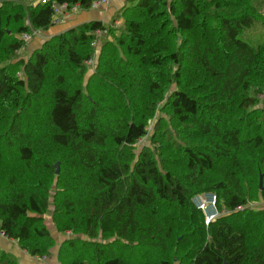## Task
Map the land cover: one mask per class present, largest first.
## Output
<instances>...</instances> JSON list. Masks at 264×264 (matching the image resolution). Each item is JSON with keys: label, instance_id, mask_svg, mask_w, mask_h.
Returning a JSON list of instances; mask_svg holds the SVG:
<instances>
[{"label": "trees", "instance_id": "16d2710c", "mask_svg": "<svg viewBox=\"0 0 264 264\" xmlns=\"http://www.w3.org/2000/svg\"><path fill=\"white\" fill-rule=\"evenodd\" d=\"M98 1L0 0V235L50 257L53 206L59 264H264V0H134L18 56Z\"/></svg>", "mask_w": 264, "mask_h": 264}, {"label": "rangeland", "instance_id": "374dc122", "mask_svg": "<svg viewBox=\"0 0 264 264\" xmlns=\"http://www.w3.org/2000/svg\"><path fill=\"white\" fill-rule=\"evenodd\" d=\"M62 11H64V10H62L60 7H58L57 15H56V18L54 20L55 21V26H58V23H60V21L62 20L60 18ZM71 11H68L67 13L68 14L69 13L70 14L71 13L75 14V13H80L81 12V10H79V9L71 10ZM263 12H264V8H263ZM115 18H116L117 21L114 24V26H115V28L118 29V31H120L121 27L123 26L124 20L120 17L119 12L116 14L114 19ZM63 19L65 20V18H63ZM71 23H73V20L68 21L66 25H70ZM112 24H113V19L110 21L109 24H107V27L111 26ZM62 29H64V28H62ZM56 31H58V29L53 27L49 31L36 32L33 36H23V38L26 40L28 45H26V47L24 49H22L18 53V56L20 58H22V59H25V60L28 59L30 57V55L37 48H40V47L43 46V44L45 43L46 40H48L50 38H53L55 36V34H56ZM26 37H28V38H26ZM107 37L108 36L105 35L104 37L101 38L100 45L105 41V39ZM241 38L244 39V40H247V41H249V42H251V43H253L255 45L260 43V42H264V34L260 31V29L257 28V25L254 26L251 29H246L242 33ZM96 60H97V58H96V55H95V59L93 61V64L90 67L91 69L89 70V72L87 74V77H86L87 79L94 71V67H95V65L97 63ZM261 99H264V95H261ZM158 115H159V113H158ZM154 119H156V117ZM154 122L155 121H153L151 123V125L149 126V128H148L149 135L147 137H145L144 139H142L138 144L135 145V151H138L139 149H141V148H143L145 146H151V142H150L148 137L152 135V131H153V128H154ZM59 171H60V168H59ZM262 179H263V177H262ZM213 196H214L213 194L211 195L209 193V194H203V195H200V196L194 198V203L196 204L197 208H199V206L201 205V199H204V201H206L209 204V206H210L209 210L207 209V212H205L206 214L204 213L205 217H206V224H207V216L208 215L212 216V215H216L218 213V211L216 209V203H215V206L211 205L212 201L214 200ZM248 207H253L254 209H264V203L262 201H256V202H253V203L251 202V203L248 204ZM53 209L54 208L52 206L51 207V212L45 216V219H46V225L51 230V233L53 234V237L56 240V244L57 245L53 248L52 255L50 257H47V258L54 257L55 252H56V257H57L60 244L63 242L64 239L72 237L71 234L62 235V234H59L57 232V230L55 229L54 224L52 222V210ZM226 212L227 211H223L221 213H218V217H220L221 215H228L229 213L227 212L228 213L227 214ZM111 241H113V240H111ZM111 241H106L105 242V246H106L105 249L106 250H104V253H105L104 254V258H105V256H107V257H115V256H118V255H123L124 252H125L124 246L122 244H120V243H112ZM56 259H57V263L59 264L58 257Z\"/></svg>", "mask_w": 264, "mask_h": 264}, {"label": "crops", "instance_id": "0c3cea01", "mask_svg": "<svg viewBox=\"0 0 264 264\" xmlns=\"http://www.w3.org/2000/svg\"><path fill=\"white\" fill-rule=\"evenodd\" d=\"M131 1L134 0H109L107 4L101 5L97 9L81 10L80 13L75 14H68V11L64 10L61 12L60 16L62 20L60 21V23H58V26H54L58 29V31H56V34L63 32L70 27L93 20H100L107 25L112 19H114L120 9L128 5ZM76 9L78 8H75L73 10ZM63 18H65V20ZM71 20H73V23H71L70 25H66L67 22ZM3 252L7 253L11 258L17 260L21 264H58L56 259V252L54 257L52 258L42 259L31 257L20 248L15 240L7 239L0 235V257Z\"/></svg>", "mask_w": 264, "mask_h": 264}, {"label": "built area", "instance_id": "2783aa9c", "mask_svg": "<svg viewBox=\"0 0 264 264\" xmlns=\"http://www.w3.org/2000/svg\"><path fill=\"white\" fill-rule=\"evenodd\" d=\"M109 2V0H100L98 2H95L93 4V9H97L98 7H100L101 5H105ZM28 38V37H26ZM96 44V43H94ZM90 66L93 64V61H89ZM213 201H212V206H215L216 203V197L213 196ZM210 206L209 204L204 201V199H201V205L199 206V209H201L204 213L207 212V209L209 210ZM206 214V213H205ZM214 214V213H213ZM207 216V215H206ZM218 217V213L216 215H213L211 217L207 216V224H209L210 222L214 221L216 218ZM1 236L5 237L4 234L1 233Z\"/></svg>", "mask_w": 264, "mask_h": 264}, {"label": "water", "instance_id": "95a60500", "mask_svg": "<svg viewBox=\"0 0 264 264\" xmlns=\"http://www.w3.org/2000/svg\"><path fill=\"white\" fill-rule=\"evenodd\" d=\"M57 173H59V168H57ZM260 186L261 188L263 187V179H262V175L260 177ZM212 195V194H211Z\"/></svg>", "mask_w": 264, "mask_h": 264}, {"label": "bare ground", "instance_id": "6f19581e", "mask_svg": "<svg viewBox=\"0 0 264 264\" xmlns=\"http://www.w3.org/2000/svg\"><path fill=\"white\" fill-rule=\"evenodd\" d=\"M209 217L211 216V215H208ZM213 216V215H212Z\"/></svg>", "mask_w": 264, "mask_h": 264}]
</instances>
